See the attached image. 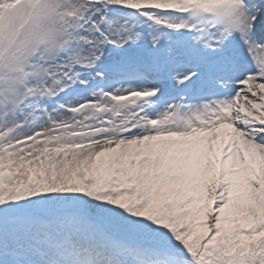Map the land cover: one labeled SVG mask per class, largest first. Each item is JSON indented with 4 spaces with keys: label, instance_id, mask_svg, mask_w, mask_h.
Listing matches in <instances>:
<instances>
[{
    "label": "snow or ice",
    "instance_id": "1",
    "mask_svg": "<svg viewBox=\"0 0 264 264\" xmlns=\"http://www.w3.org/2000/svg\"><path fill=\"white\" fill-rule=\"evenodd\" d=\"M0 264H264V0H0Z\"/></svg>",
    "mask_w": 264,
    "mask_h": 264
}]
</instances>
